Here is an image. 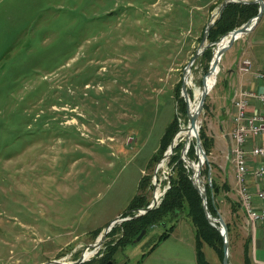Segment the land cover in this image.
I'll return each instance as SVG.
<instances>
[{"label":"rangeland","instance_id":"rangeland-1","mask_svg":"<svg viewBox=\"0 0 264 264\" xmlns=\"http://www.w3.org/2000/svg\"><path fill=\"white\" fill-rule=\"evenodd\" d=\"M222 1L0 0V264L72 263L83 254L76 264H96L122 237L121 228L112 233L122 222L95 251L89 245L110 221L136 213L127 205L141 178L150 177L148 203L168 186L173 150L164 160L154 154L175 116L177 143L188 141L181 84L185 77L192 103L207 82L213 46L186 65ZM238 43L218 59L197 129L210 96L227 97L238 80L223 67ZM215 175L200 170L201 185ZM169 225L149 226L109 260L136 264Z\"/></svg>","mask_w":264,"mask_h":264},{"label":"crops","instance_id":"crops-1","mask_svg":"<svg viewBox=\"0 0 264 264\" xmlns=\"http://www.w3.org/2000/svg\"><path fill=\"white\" fill-rule=\"evenodd\" d=\"M235 41H239L237 49L240 53L236 59L229 60L223 67L226 69L227 76L232 77L238 73V80L231 87L227 97L210 96V114L204 126L207 135L212 139L207 159L211 163V168L215 169L218 183L226 184V189L221 191L216 200L220 216L225 223L228 222L230 227L229 255L232 249L233 256L232 260L229 256V264H245L244 250L248 255V264H264V221L255 224L248 221L243 208L238 203L234 166L227 156L229 133L233 127L234 109L231 103L233 89L242 86L264 90V83L255 77L257 72H264V9L253 29ZM244 59H249L251 64L249 67L241 68ZM214 84H211L210 89ZM261 110L262 106L253 102L250 112ZM257 164V160L251 159L249 168L252 169ZM246 185L252 194L253 206L256 209L264 207V198L258 195V192L264 190V178L255 177L249 172ZM231 202L236 204L234 211L231 209ZM222 207L226 208V211H222ZM203 253L205 256V249ZM139 264H198L193 226L188 221L180 219L169 237L161 241ZM220 264H222L221 261Z\"/></svg>","mask_w":264,"mask_h":264},{"label":"trees","instance_id":"trees-1","mask_svg":"<svg viewBox=\"0 0 264 264\" xmlns=\"http://www.w3.org/2000/svg\"><path fill=\"white\" fill-rule=\"evenodd\" d=\"M257 13V5L253 3H229L227 4L221 15L215 19L212 27L210 28L207 38L209 42L217 41L226 32L234 29L236 26H240L243 22L253 17ZM208 50V51H207ZM206 50V56H211L212 50L208 48ZM183 104V112L185 113V103ZM205 108V105L203 106ZM187 124V118L183 121ZM180 129L178 116H175L172 121L167 125L163 134L160 137V143L158 147L159 153H155V159L162 156L172 141L173 136ZM199 137L201 139L202 146L206 155L208 156L212 145V139L207 135L204 125L199 129ZM184 142L181 141L173 147V154L169 159L171 164V175L169 176V184L165 193L162 195L160 203L157 207L151 209L145 214L125 220L120 226H114L112 233H115L119 228L122 229V237L116 242L115 245H109V251L104 252L99 261L96 264H104L107 260L113 257L115 246L124 244L125 242H131L142 229H147L153 224H157L162 228H165L169 222L167 229L163 230L157 241L149 248V250L143 253L138 259L136 264H139L149 253H151L156 246L163 240H165L175 229V226L181 220H187L194 229V247L196 253V260L198 264H210L204 256L203 247L208 245L212 247L219 256L222 262L223 258V238L216 227L208 222L205 216V212L202 206V200L198 191L194 188L190 176L192 170L187 166L185 161L180 158L181 149ZM157 151V152H158ZM153 156V157H154ZM187 157L190 161H197V155L195 154V142L191 141L187 150ZM211 170V163L207 159L204 163V167L201 169V174H207L208 169ZM150 177L144 175L138 184V193H136L129 201L127 209L130 211L137 208L146 206L148 200L146 197L147 189L149 186ZM226 189V184H219L213 181L211 178V184H206L205 190L207 193L208 209L212 216L217 217L220 215L218 202L216 197L222 190ZM239 203V202H238ZM235 202H231V209L234 211ZM126 214V213H125ZM133 215V214H131ZM227 234L230 235V227L226 222ZM99 232V231H97ZM96 233V232H95ZM230 241V240H229ZM115 248V249H114ZM248 255L244 250V262L248 264Z\"/></svg>","mask_w":264,"mask_h":264},{"label":"water","instance_id":"water-1","mask_svg":"<svg viewBox=\"0 0 264 264\" xmlns=\"http://www.w3.org/2000/svg\"><path fill=\"white\" fill-rule=\"evenodd\" d=\"M257 3L258 4V10L257 13L249 18L246 22H244L243 24H241L240 26L226 32L224 35H222L217 41L214 42H207L206 44H203L204 41L207 38L208 32L210 30V28L212 27L213 23H214V17L215 16H219L222 12V10L224 9V7L229 4V3ZM264 9V0H223L219 6H218V12L216 14H213L210 18V21L207 23L206 28L204 30V34H203V38H202V43L200 45V48L193 54L192 58L190 59V61L187 63L186 65V69H188L192 63L195 61V59L209 46H213V55L210 61V66H209V70L207 72V75H209L211 72H214L216 69V65L217 62H215V58H214V52H215V48L217 47V44L222 41L225 37L230 36L227 43L223 46L222 49L217 50L216 52V57H218V59L221 58L223 52L229 48L233 42L238 39L239 37L247 34L248 32H250L253 27L256 25V23L258 22V20L260 19L262 12ZM210 89H208L205 86V83L202 87V90L200 91V94L198 95V97L194 100L196 102V106L195 107H191V100H190V96L187 92L186 89V80L185 77H183L182 80V84H181V93L184 97L185 102L188 105L187 108V124L186 127L187 129L193 131V137H194V141H195V153L197 154V161L193 162L190 161L188 159V157L186 156V151L189 147V142H185L182 149H181V154H180V158L183 159V156L185 157V161H187L188 166L192 169V174L190 176V179L192 181V184L194 186V188L198 191L201 200H202V206H203V210L205 212V216L208 219V222L213 225L214 227H216L218 229V231L220 232L222 238H223V258H222V264H229V241H228V234H227V227H226V223L224 222V220L222 219V217L219 215L217 217H214L211 215L209 209H208V204H207V193L205 190V187H203L201 185V181H196L195 180V176L197 178H199V173L200 170L202 168V164L205 163L207 161V155L204 151V148L202 146L201 143V139L199 137V128H196V123H197V118H198V114L201 111V109L203 108V103L205 101L206 95L208 94ZM180 131V130H179ZM179 131L177 132V134L175 135V137L172 139L171 143L169 144V146L167 147V149L165 150L164 154H163V159H166L167 157H169L172 153L173 147H174V142H175V138L178 135ZM184 160V159H183ZM196 164V168L193 167V165ZM158 166L155 169V173L157 172ZM153 175V179L154 182L153 184L155 185V190L157 188V183H155L156 181V175ZM210 174H211V170H208V178L210 179ZM169 186H167L165 188V190L163 191V194L165 193L166 189ZM154 190V191H155ZM160 203V202H159ZM158 202H156L155 199V195L153 193L152 199L151 201L145 206V207H141V208H137L135 210V214L132 216H126V217H116L115 219H113L112 221L109 222V224L100 232V234L98 235L96 241L89 246H92L93 249L95 250V248H99L100 244H102V241L104 240L106 234L108 233V231L111 230V228L117 224V223H121L125 220L131 219V218H135L138 216H141L143 214H145L146 212L150 211L151 209L155 208L158 206L159 204ZM146 232L145 229H142L140 231V233L137 236V240H139L144 233ZM85 259L84 254L81 255L76 261L72 262V263H65L62 262L60 260H50L48 262L45 263H41V264H76V263H80ZM104 264H114V262H112L111 260H108L107 262H105Z\"/></svg>","mask_w":264,"mask_h":264},{"label":"built area","instance_id":"built-area-1","mask_svg":"<svg viewBox=\"0 0 264 264\" xmlns=\"http://www.w3.org/2000/svg\"><path fill=\"white\" fill-rule=\"evenodd\" d=\"M241 68L249 67V59L242 60ZM255 77L264 83V72H257ZM256 102L262 106L258 112H250ZM234 109L233 127L229 133L228 158L234 166L236 193L248 221L255 224L264 221V207L256 209L252 204V194L246 185L249 172L258 178H264V90L248 87H235L231 96ZM251 159L258 164L250 169ZM264 198V190L258 192ZM161 200V199H160Z\"/></svg>","mask_w":264,"mask_h":264},{"label":"bare ground","instance_id":"bare-ground-1","mask_svg":"<svg viewBox=\"0 0 264 264\" xmlns=\"http://www.w3.org/2000/svg\"><path fill=\"white\" fill-rule=\"evenodd\" d=\"M229 37L230 36H227V37H225L222 41H220L218 44H217V47H216V50H215V55H214V58H215V62H218V57H216V52H217V50H220V49H222V47L227 43V41H228V39H229ZM216 71V70H215ZM215 71L214 72H211L209 75H208V79H207V82H206V84H205V86L209 89V86H210V83H211V80H212V78H213V76H214V74H215ZM200 94V91L199 90H197L196 92H195V99L198 97V95ZM196 106V102L195 101H192V103H191V107H195ZM197 124V123H196ZM187 134V136H188V141L187 142H190V139L193 137V131H191V130H189V129H187L186 128V130L184 129L183 131H182V136H185L184 134ZM183 139V138H182ZM177 143V141H176V139H175V142H174V145ZM188 150V149H187ZM183 159H184V161H185V157L183 156ZM185 163L187 164V161H185ZM162 165V164H161ZM187 166H188V164H187ZM189 167V166H188ZM193 167L194 168H196V164L195 165H193ZM195 180L196 181H199L200 179L199 178H197L196 176H195ZM165 188H166V186L164 187V189L162 190V191H158V192H156V194H155V199H156V202H159V198L163 195V191L165 190ZM97 248H95V250H96ZM94 250V251H95Z\"/></svg>","mask_w":264,"mask_h":264}]
</instances>
